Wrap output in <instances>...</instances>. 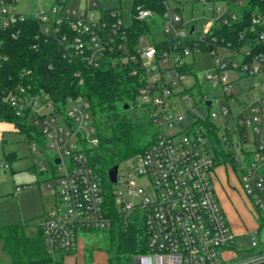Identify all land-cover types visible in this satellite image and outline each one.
Here are the masks:
<instances>
[{"label": "built area", "instance_id": "2783aa9c", "mask_svg": "<svg viewBox=\"0 0 264 264\" xmlns=\"http://www.w3.org/2000/svg\"><path fill=\"white\" fill-rule=\"evenodd\" d=\"M105 1L85 0L84 10L71 11L67 8L70 0H57L47 11L19 14L12 4L0 0V33L33 17L44 38L58 36L67 43L66 30L73 31V45L84 53L90 67L104 63L131 65L137 87L130 107L148 114L154 132L144 153L127 161L132 164L129 172L120 175L118 171L117 181L112 183L117 188L106 187L90 161V150L99 139L85 98H68L64 109L58 110L50 96L33 85L30 70L23 71L22 80L16 84L4 86L0 82V103H6L16 116L38 128L46 145L57 152L49 184L56 206L46 214L40 228L52 258L50 264L73 254L90 232L109 230L117 219L127 222L133 216L143 222L148 235V251L135 264L264 262V246L249 258L234 255L237 235L214 187L220 142L223 151L233 154L240 185L264 226V14L252 19L249 36L240 37L244 42L240 48L214 39V47L206 53L214 58L218 76L206 73L202 83L196 80L186 88L185 82L193 76V65L187 58L203 52L199 41L207 39L215 24L228 25L238 15L226 4L223 9L215 7L213 16L205 18L206 36L201 37L194 35V25L189 32L184 29L186 24L169 0L165 1L163 14L137 8L129 24L117 11L105 9ZM200 1L205 4L208 0ZM155 16L165 23L159 42L154 41L149 27ZM134 18L147 22L148 28L132 45L128 28ZM1 46L0 39V69L4 58ZM232 73L239 80L244 75H262L255 85L260 90L257 98L250 102L236 98L228 82ZM204 83L223 87L222 100L226 98L236 109L230 119L233 124L225 122L220 128L212 124V119L222 118L220 113L212 119L191 114L188 107L195 99L205 106L208 101L212 105L216 102L201 91ZM187 91L190 94H185ZM229 113V108H223V116ZM212 132L217 133L216 138ZM215 141L218 146L211 145ZM38 148L32 142V151ZM45 170L41 166L40 172ZM258 244L254 238L252 246Z\"/></svg>", "mask_w": 264, "mask_h": 264}, {"label": "trees", "instance_id": "16d2710c", "mask_svg": "<svg viewBox=\"0 0 264 264\" xmlns=\"http://www.w3.org/2000/svg\"><path fill=\"white\" fill-rule=\"evenodd\" d=\"M6 1L9 4L14 3V0ZM165 1L131 0V12L134 14L140 7L163 14ZM225 3L238 15V19L228 25L215 24L207 39L199 41L203 52L214 47V39L240 48L244 45L240 37L249 36L252 19L260 13L264 14V0H225ZM176 11L179 12L180 9L176 8ZM147 28V22L135 18L132 20L128 28L132 45L137 43ZM66 33L67 43H62L58 36L44 38L40 35L38 21L33 17L0 33L4 57L0 82L4 86L16 84L22 80L23 71L30 70L33 85L47 93L58 110L64 109L68 98H85L90 104L99 139V144L90 150V161L106 187H110L109 172L121 162L141 156L151 145L153 128L147 113L130 107L135 100L137 87L135 76L131 75L132 66L104 63L97 68L90 67L85 61L84 53L73 45L75 33L70 29ZM187 44L192 45L190 41ZM184 71L190 72L187 68ZM241 78H248V75ZM126 104L129 105L128 109H124ZM0 122L12 124L16 132L26 135L29 143L35 141L40 147L45 146L46 139L39 129L24 117L16 116L6 103H0ZM211 134L216 138V132ZM220 144L218 142L216 150L218 168H230L239 179L233 154L223 151ZM14 156L15 154H9L10 158ZM105 231L106 251L110 254L107 264H135L137 258L148 251L145 225L136 216L127 222L117 219L112 228ZM0 241L4 242L5 253L9 258V262L4 264L52 262L40 229L37 236H26L19 226L0 227ZM56 264H63V260Z\"/></svg>", "mask_w": 264, "mask_h": 264}, {"label": "rangeland", "instance_id": "374dc122", "mask_svg": "<svg viewBox=\"0 0 264 264\" xmlns=\"http://www.w3.org/2000/svg\"><path fill=\"white\" fill-rule=\"evenodd\" d=\"M57 0H44L36 2L34 0H14L13 8L19 14H36L40 11H47L51 5ZM169 4L173 8H179V15L185 25V30L190 31L194 25L195 36H206L203 25L208 21L205 18H211L214 14L213 9L225 7V0H208L203 4L200 0H169ZM105 9H112L122 15L124 22L129 24L131 21V0H106ZM67 8L71 11H80L86 8L85 0H70ZM150 32L154 41L159 42L163 39L164 21L160 17L154 18V22L149 21ZM148 42V41H147ZM149 43V42H148ZM187 61L193 65V76L189 77L185 82L188 88L194 84L196 80L202 83L206 79V73L213 77H217L216 64L211 53L200 52L190 55ZM262 75L257 79H262ZM243 80V79H242ZM239 80L235 74H230L228 82L232 85V92L236 98L242 101L250 102L260 93L255 85L252 91L241 92L243 81ZM201 91L216 100L215 104L207 107L202 102L195 99L188 109L194 116L203 119L211 118L212 115L220 113V118L212 119L217 128L227 122L233 124L231 117L236 109L231 106L225 98L222 100L224 92L223 87L211 84H202ZM185 94H190L187 91ZM223 108H229L231 113L223 116ZM186 120L190 118L186 116ZM47 143V141H46ZM213 142L214 146H218ZM46 145V144H45ZM228 151L229 147H225ZM236 151V148H233ZM15 153L13 159L7 156ZM57 152L51 149L49 145L40 147L36 152L32 151V143L26 139V135L11 131L8 124H0V227L19 226L23 229L26 236H37L39 229L45 222L46 214L56 206V197L53 194L49 184L53 177L52 164L54 163V155ZM4 164V165H2ZM2 165V166H1ZM41 166L46 168L45 172H40ZM131 162H121L118 167L120 175H126L131 169ZM239 175V174H238ZM215 191L218 199H221L223 209L230 211L227 219L237 234L233 251L234 255L238 253L240 258H249L263 249L264 243V226L261 218H259L252 210V204L249 197L241 190L239 182L228 167H220L217 169L215 176ZM117 188L115 184L110 185ZM146 190L148 184L145 185ZM19 188V190H17ZM241 190L239 195L237 189ZM227 197H225V196ZM229 196V197H228ZM231 204L225 202V198ZM231 208V209H230ZM229 215V216H228ZM106 231H94L84 236L85 240H81L78 249L70 255L75 258H66L63 264H107L110 254L106 251L107 242L105 241ZM259 244L256 248L252 246L253 239ZM69 256V255H68ZM9 258L5 253V244L0 241V264L8 263Z\"/></svg>", "mask_w": 264, "mask_h": 264}, {"label": "crops", "instance_id": "0c3cea01", "mask_svg": "<svg viewBox=\"0 0 264 264\" xmlns=\"http://www.w3.org/2000/svg\"><path fill=\"white\" fill-rule=\"evenodd\" d=\"M243 79V80H242ZM240 80H242L243 81V88L244 89H241L240 91L241 92H246V91H252L254 88H255V86H254V82H256L258 79L257 78H253V77H248V78H240ZM251 93V92H250ZM252 99H251V101L254 99V96L252 95ZM246 102V101H245ZM0 124H8V125H10L11 126V131H14L15 132V129H14V126L12 125V124H9V123H5V122H0ZM11 154H15V153H11ZM15 156H16V154H15ZM14 156V157H15ZM8 158H10L9 157V155L7 156ZM14 157H12V158H10V159H13ZM220 168V167H219ZM230 169V168H229ZM231 170V169H230ZM231 173L232 174H234L233 173V171L231 170ZM216 174H217V171H216ZM216 176V175H215ZM236 177V176H235ZM215 180L216 179H214V184H215ZM237 181L239 182V185H240V181H239V179L237 178ZM240 188H241V190L243 191V189H242V187L240 186ZM237 189V191H239V192H237L239 195L241 194V190L239 189V188H236ZM244 192V191H243ZM225 196V195H224ZM225 197H227V196H225ZM224 197V198H225ZM229 197V196H228ZM220 200V203H221V199H219ZM225 202H227L228 203V205L230 204L229 202H228V200L225 198ZM230 206H231V204H230ZM231 209V208H230ZM224 210H225V213H226V215L227 214H230V211L229 210H227V209H225L224 208ZM229 216V215H228ZM233 228V227H232ZM237 235V234H236ZM79 245V244H78ZM78 249V248H77ZM66 258H75L76 259V256L75 255H69V256H66V257H64V259H63V262L65 261V259Z\"/></svg>", "mask_w": 264, "mask_h": 264}, {"label": "water", "instance_id": "95a60500", "mask_svg": "<svg viewBox=\"0 0 264 264\" xmlns=\"http://www.w3.org/2000/svg\"><path fill=\"white\" fill-rule=\"evenodd\" d=\"M206 105L207 106H211L212 105V102L211 101H208V102H206ZM129 108V105L128 104H126L125 106H124V109H128ZM57 164L59 163V160H56L55 161ZM118 165H116L110 172H109V174H108V177H109V181L111 182V183H116V181H117V176H118Z\"/></svg>", "mask_w": 264, "mask_h": 264}]
</instances>
